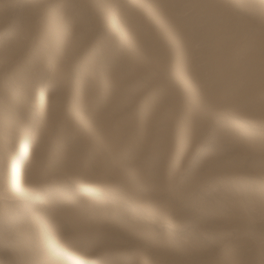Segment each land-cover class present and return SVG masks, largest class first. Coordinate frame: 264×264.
Wrapping results in <instances>:
<instances>
[{
	"label": "rangeland",
	"instance_id": "obj_1",
	"mask_svg": "<svg viewBox=\"0 0 264 264\" xmlns=\"http://www.w3.org/2000/svg\"><path fill=\"white\" fill-rule=\"evenodd\" d=\"M24 1L0 0V160L40 121L19 178L29 174L42 201L0 207V244L24 249L36 224L19 216L36 209L63 237L125 264H264L262 210L241 214L252 223L228 240L212 209L226 191L243 205L246 187L264 203V0ZM47 61L60 72L31 119L26 100ZM72 181L100 186L108 201ZM66 210L89 226L95 211L105 220L74 229Z\"/></svg>",
	"mask_w": 264,
	"mask_h": 264
},
{
	"label": "bare ground",
	"instance_id": "obj_2",
	"mask_svg": "<svg viewBox=\"0 0 264 264\" xmlns=\"http://www.w3.org/2000/svg\"><path fill=\"white\" fill-rule=\"evenodd\" d=\"M133 1H137V0H133ZM23 2H27V1L23 0ZM23 7H24V4H23ZM122 19H123V14L116 13L115 18L112 19L111 29L118 31L120 33L119 24L123 25ZM175 28L178 31L182 30L181 26H178V25H176ZM127 34H128L127 30H124L123 33L120 34L121 39L124 40L125 38H127L128 37ZM78 41L80 43L83 40H78ZM196 42H197V40H196ZM193 43H194V41H193ZM91 52L94 54V49ZM59 72H60V69H59L58 65L57 64L49 65L48 61L45 62L44 65L39 68L38 73H37V77H36L35 88H34L33 92L30 94V96L28 97V100H26V107L28 109V113L30 114L29 117L31 119L35 118V115H36L35 110L38 109V106H39L38 97L41 96V93H42L45 85L49 86L52 79L57 77ZM74 87L78 89L79 88V82H75ZM76 101H78V98L75 95V97L72 101V104L76 105ZM210 101H212V99ZM19 110H23V108L20 107ZM17 115H20V113H17ZM15 135L16 136H13L12 139L19 140L16 144V147L8 148L6 155L3 156L0 160V205H1L0 207H2L3 209L5 206H9V205L18 204V205H21L22 207H24L23 205L27 204L29 201H33V202L42 201L41 197H39V196L35 195V193H33V191H34L33 189L35 188V183L32 181V178H30V175L28 174V175L23 176L22 178H19V173L22 171V168L26 167L24 165V163H25V159L27 157V154H29V152L36 153V151L38 150V147H39L42 135H43L42 124L40 123V121H37L33 132L29 135H27V134L24 135L21 131H18ZM186 141H190V139H188ZM205 149H206L205 145H200L197 148L196 152L198 151L199 153H201V152L205 151ZM182 151H183V147H181L179 149V152L181 154L183 153ZM196 152H195V155L192 157V159H195V156L197 155ZM219 152H220V154H222L221 151H219ZM220 154H217V155H220ZM221 156L223 157V155H221ZM71 184L74 185L76 188H78V190L84 191V193H86L88 196L99 198L100 200H102L104 202L108 201L107 192H105L102 188H100V186L91 185V184H89L87 182H83V181L82 182L72 181V183H70V186H71ZM231 187L232 186L230 185L229 188H231ZM245 187H246V185H245ZM229 188H227L228 191L230 190ZM238 189L241 190V188H239V187H238ZM244 189H246V190L243 191ZM247 189L248 188L246 187V188H243V190H242V194L248 195V198H246L244 200L245 202L242 203L243 205H238V200H237V202H235L234 197H230L231 195L229 196L228 192L226 190H225L226 191L225 193L227 195L223 192L225 194V198H223V194L219 192L222 198L220 197L219 194H217L218 198H220V199H218L216 197L215 198L216 202L213 203L215 205L212 204L213 205L212 209L214 208L213 210L216 213V215H214L215 213L213 212V215H214L213 220H216V222L218 221V223L222 222V224H223V222H224L226 224L225 228L222 227L223 229L220 230L221 229L220 228L219 230L228 235L227 236L228 240H230L232 237L234 239L235 238L234 236H237V238H239L240 236H243V234L247 232V229L249 227L248 222H250L253 218L252 219L240 218L243 214L249 216L253 213L254 210H257V211L262 210L261 212L264 213L263 212L264 203L262 201L258 200L254 195L251 196L250 194H247V193H251L254 190V188H252L253 190L251 192L248 191L250 189H248V190ZM3 190H5V191L3 192ZM239 192H241V191H239ZM239 192H237V193H239ZM239 194H237V195L239 196ZM251 194H253V193H251ZM262 199H263V197L261 198V200ZM254 200L257 202L258 205L260 204L261 206L260 207L255 206L256 203ZM224 203H226V204H224ZM77 207L79 208L78 209L79 211L81 209L85 210L82 205H78ZM83 210H81V211L83 212ZM66 212H65V214L67 217V222H69V224H70L69 226H72V228H74V229H82V230L85 229L86 232H87V229H89L88 231L91 230L90 228L87 227V225L89 226V224H86L84 221L81 220L82 217L77 219L73 214H71L70 210H66ZM82 212L80 214H82ZM68 213H70V214L68 215ZM28 214L29 215H21V216H19V218H22V216H23V217L27 218L28 220H32V222L34 224H36L35 230H29V231L25 232L27 243L25 244L24 249H21L20 248L21 246L7 244V242L9 243V241H7V242L5 241V243L0 244V264H40L41 261L46 262V263L47 262L48 263H52V262L54 263L57 258L59 260H62L64 258V261H63L64 263H61V261H60L59 262L60 264H111V263H115V262H119V261L121 262V264L127 263L125 261L126 260L125 258H124L125 260L124 259L121 260L122 258L120 256H117V255L113 256V255L109 254V256H104L103 253H98V255H97L95 249H93V247H92L91 242L88 241L87 238H85V237L84 238H80L77 236L67 237V238L63 237V233H67V229L63 228V226L60 227V225L62 223H65V222H62L61 220L60 221L62 223H60V225H59L60 230H56V227L54 228L52 226V223L50 222V220L46 219V217L43 216V214L39 213L36 209L32 210L31 212H28ZM62 214L63 213H61V215ZM92 215H94V216H92ZM92 215L91 216L94 217V219L97 222L93 223L91 221V220H93V218L91 217L89 227L99 228L101 223L105 220L104 215L100 214L99 212L97 213V211H95V213H93ZM76 216H78V215H76ZM261 216L262 215L260 214L259 217H261ZM62 218H63V215H62L61 219ZM64 219L66 220V218H64ZM261 219H262V217H261ZM128 220L132 221V222L133 221L137 222V218H129ZM138 221L140 223L149 224L150 226L154 227L153 223L148 219L139 218ZM250 223H252V221ZM253 223H255V222H253ZM256 224L257 223H255V225ZM67 228L69 229L71 227H67ZM217 229L215 228V230H217ZM250 229H249V231H250ZM216 233H217V231H216ZM219 234L221 235L222 233H219ZM219 234H217L218 235V237L216 236L217 238L215 237L216 238L215 240L217 242L222 241ZM247 234L249 235V233H247ZM242 240H244L245 243H247V245L250 244V243L248 244V241H247L249 239L243 238ZM242 240H238V242L239 241L242 242ZM232 243L230 245H234L235 241ZM6 245H8L10 247H7ZM255 246H257V245H255ZM227 247H228V245H227ZM247 247H249V246H247ZM238 248H240V247H238ZM238 248H237V250H239L241 252V250ZM250 248H252V247L250 246ZM250 248H248V249H250ZM248 249H247V253H245L246 255L249 253ZM258 249H257V254H259ZM237 250L235 248H233V250L225 252V253H227L229 255V258H230V256L232 254L233 255L238 254L239 251H237ZM262 250H260V251H262ZM253 251H255V250L253 249ZM236 252H237V254H236ZM253 253L255 254L256 252H253ZM253 253H251V254L254 255ZM242 254L243 253H240V255H242ZM228 255H226V256L228 257ZM233 255H232V257H234ZM261 255L263 256V254H261ZM122 256L124 257V255H122ZM247 256L249 257L251 255H247ZM262 256H260V257H262ZM240 257H242V256H240ZM126 258H128V256ZM243 258H244V254H243ZM262 259H263V257H262ZM242 260L243 259L241 258V260H238V261H242ZM59 263H57V264H59ZM143 263L144 264H151L148 261V259H144ZM260 263H262V262H260Z\"/></svg>",
	"mask_w": 264,
	"mask_h": 264
}]
</instances>
